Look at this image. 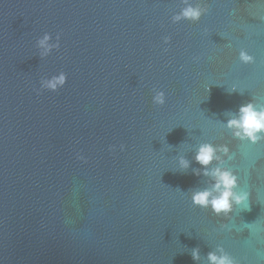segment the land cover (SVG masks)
Instances as JSON below:
<instances>
[{
  "label": "water",
  "instance_id": "95a60500",
  "mask_svg": "<svg viewBox=\"0 0 264 264\" xmlns=\"http://www.w3.org/2000/svg\"><path fill=\"white\" fill-rule=\"evenodd\" d=\"M249 101L264 0H0V264H264V139L227 126ZM217 167L227 212L193 202Z\"/></svg>",
  "mask_w": 264,
  "mask_h": 264
},
{
  "label": "clouds",
  "instance_id": "9594fccd",
  "mask_svg": "<svg viewBox=\"0 0 264 264\" xmlns=\"http://www.w3.org/2000/svg\"><path fill=\"white\" fill-rule=\"evenodd\" d=\"M202 9L200 7H193L191 5L182 9L180 16L186 19L196 20L199 19ZM177 16L176 19H179ZM48 40V36L45 35L40 41L41 45H45V41ZM47 51V47L45 48ZM240 59L243 62H252L253 58L246 53L241 51ZM65 75L60 74L51 80L44 82L43 87L56 89V86L62 85L65 82ZM154 100L157 103L163 102V94L157 93L154 96ZM238 117L232 118L227 121V126L235 128L234 135L240 138H247L251 142H256L260 139H264V106H257L251 101L245 104H241L238 108ZM77 158H80L79 156ZM196 160L201 165H208L212 159L215 158V149L212 145L202 144L196 154ZM182 166L186 167L187 162L181 161ZM205 174L212 175L215 178V183L213 184V189L219 192L218 196L213 197L212 191L205 189L199 192L193 193V202L199 204L202 207L208 205L212 206L213 211L219 213L220 211L227 212L231 209L232 202L242 203L247 199V195L235 194L232 189L236 186V177L228 170H222L219 167L211 170L209 173L207 170ZM197 253L193 251L194 258ZM209 259L214 262V264H232L231 259L228 256L217 257L213 253H209Z\"/></svg>",
  "mask_w": 264,
  "mask_h": 264
}]
</instances>
